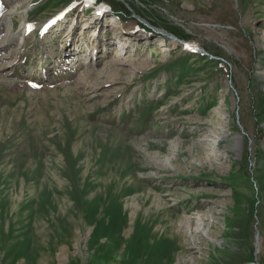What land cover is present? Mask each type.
Masks as SVG:
<instances>
[{"label":"rangeland","instance_id":"1","mask_svg":"<svg viewBox=\"0 0 264 264\" xmlns=\"http://www.w3.org/2000/svg\"><path fill=\"white\" fill-rule=\"evenodd\" d=\"M108 1L0 0V264H264V0Z\"/></svg>","mask_w":264,"mask_h":264},{"label":"trees","instance_id":"2","mask_svg":"<svg viewBox=\"0 0 264 264\" xmlns=\"http://www.w3.org/2000/svg\"><path fill=\"white\" fill-rule=\"evenodd\" d=\"M119 5H120V7L123 10L122 16H125V15L132 16V11L131 10H132L133 7L130 5V3L127 0H124Z\"/></svg>","mask_w":264,"mask_h":264},{"label":"water","instance_id":"3","mask_svg":"<svg viewBox=\"0 0 264 264\" xmlns=\"http://www.w3.org/2000/svg\"><path fill=\"white\" fill-rule=\"evenodd\" d=\"M93 2L95 6H99V7H108L110 4L108 0H93Z\"/></svg>","mask_w":264,"mask_h":264},{"label":"bare ground","instance_id":"4","mask_svg":"<svg viewBox=\"0 0 264 264\" xmlns=\"http://www.w3.org/2000/svg\"><path fill=\"white\" fill-rule=\"evenodd\" d=\"M96 33H97V32H96V31H94V35H96ZM187 224L189 225V224H191V223H190L189 221H187Z\"/></svg>","mask_w":264,"mask_h":264}]
</instances>
